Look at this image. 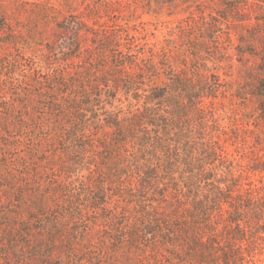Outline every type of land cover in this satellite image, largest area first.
I'll list each match as a JSON object with an SVG mask.
<instances>
[{
	"label": "trees",
	"instance_id": "trees-1",
	"mask_svg": "<svg viewBox=\"0 0 264 264\" xmlns=\"http://www.w3.org/2000/svg\"><path fill=\"white\" fill-rule=\"evenodd\" d=\"M222 14L182 19L161 47L127 25L94 29L78 15L57 25L78 59L47 74L67 176L50 185V209L36 205L50 225L0 230V264H120L111 254L122 249L153 264H256L264 184L227 149L239 132L219 114L228 92L219 71L233 60ZM247 52L262 61L250 95L264 117V49ZM258 164L247 172H263ZM99 224L107 244L85 241Z\"/></svg>",
	"mask_w": 264,
	"mask_h": 264
},
{
	"label": "rangeland",
	"instance_id": "rangeland-1",
	"mask_svg": "<svg viewBox=\"0 0 264 264\" xmlns=\"http://www.w3.org/2000/svg\"><path fill=\"white\" fill-rule=\"evenodd\" d=\"M199 13L227 14L230 25L223 28L233 60L231 68L219 71L228 89L219 114L225 126L234 124L239 132L238 140L227 144L235 163L256 185L259 180L264 184V171L247 172L264 163V117L250 95L263 77V65L259 56L247 52L264 49V0H0V230L50 225L36 205L50 209V185L67 176L60 171L67 157L50 132L47 74L78 59L62 50L57 25L69 15L82 17L94 29L127 25L142 42L161 47L167 38L177 40L175 28L182 19ZM90 37L82 38V55L92 45ZM90 229L85 241L107 244L105 225ZM111 255L120 264H153L125 249ZM256 264H264V250Z\"/></svg>",
	"mask_w": 264,
	"mask_h": 264
}]
</instances>
